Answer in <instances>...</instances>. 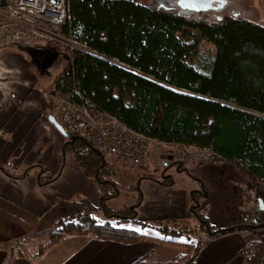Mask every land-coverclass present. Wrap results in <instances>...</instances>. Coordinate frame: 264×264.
<instances>
[{
  "label": "trees",
  "instance_id": "1",
  "mask_svg": "<svg viewBox=\"0 0 264 264\" xmlns=\"http://www.w3.org/2000/svg\"><path fill=\"white\" fill-rule=\"evenodd\" d=\"M159 1L72 0L70 20L54 30L90 53L69 51L54 89L93 116L115 118L158 144L207 150L206 161L234 166L258 207L238 227L210 231V236L245 230L246 243L254 248L241 253L244 264H264V209L259 208V202L264 207V25L240 15L184 12L176 0H166L168 6ZM203 43L214 46L215 53L200 58ZM82 143L86 147L75 148L70 156L104 192L105 185L113 184L106 178L114 177L113 168L102 165L92 147ZM63 144L65 156L69 143ZM75 205L78 213L54 223L46 246L72 235L124 244L147 239L178 244L101 223L95 214L147 225L133 216L118 218L89 201ZM199 249L198 244L187 264H194Z\"/></svg>",
  "mask_w": 264,
  "mask_h": 264
},
{
  "label": "crops",
  "instance_id": "2",
  "mask_svg": "<svg viewBox=\"0 0 264 264\" xmlns=\"http://www.w3.org/2000/svg\"><path fill=\"white\" fill-rule=\"evenodd\" d=\"M20 50L12 48L0 52V264H153L150 257L157 244H176L153 239L124 244L96 240L89 235H72L33 252L21 249L27 239H35L44 232L50 238L54 223L69 218L62 215L68 212L69 205L75 207L79 201H89L96 207L94 200L104 192L73 160L67 162L61 148L64 141L59 139L60 144L58 141L63 137L49 121L55 114L53 100L45 93L49 80L41 78L39 68L25 61L26 56ZM111 167L115 169L114 165ZM142 179L146 187L141 205L144 202H152L153 207L156 203L159 205L167 188L170 200L165 203L168 207L164 204L160 208L163 215L160 218L178 219L172 210L178 207L179 193L172 192L171 185ZM199 183L205 188V181L200 179ZM182 196L184 209L186 198ZM69 208L73 215L77 214ZM234 215V212L230 215L233 224L226 217L229 222L223 221L214 232L238 227L240 218ZM146 220L142 219L141 223ZM42 223L45 227L40 230ZM178 229H174L173 234L177 235ZM247 237L243 229L209 234L198 243L200 249L194 264H244L241 253L246 251Z\"/></svg>",
  "mask_w": 264,
  "mask_h": 264
},
{
  "label": "rangeland",
  "instance_id": "3",
  "mask_svg": "<svg viewBox=\"0 0 264 264\" xmlns=\"http://www.w3.org/2000/svg\"><path fill=\"white\" fill-rule=\"evenodd\" d=\"M226 1L227 3L222 9L217 12H210V16H213V18H221L239 14L242 18L252 23L261 22L264 24V0ZM159 3H163L166 6L169 5L166 0H160ZM71 50L79 51V49L74 48L71 44L64 41H52L47 45H38L20 50L26 56L27 60L25 61L32 62V66L39 68L42 75L41 78L49 80L46 81V84H48L45 93L49 100H53L52 104L54 105L66 100L54 89L53 82L60 75L66 58L68 57V52ZM214 53V46L203 43L199 57L202 58L203 56L213 55ZM59 139L68 143L65 138H58L59 144ZM150 144L151 153L146 171L125 166L112 158L110 154L103 152L105 163L110 162L115 168L113 170L114 177H106L113 184L105 185L104 195L94 200L95 208L99 209V206L103 205L101 210H106L108 213L127 216L131 210H135V213L139 214V216H136V220L141 223L142 219H147L144 221L147 225L142 227L139 223L121 221L116 218L106 219L102 214L98 213L95 214V217L101 223L108 221L116 227L133 230L137 233L150 235L155 238L178 242L176 245L157 244L150 258L154 260L153 264H173L174 262L176 264H187V262L191 261L198 243H202L207 238L210 230L212 232L216 231L218 226L224 223L223 221L229 220L233 224L234 220L230 216L232 212L237 216L239 215L240 222L242 220H248L250 217V209H256L258 204L255 201L254 192L252 190L250 191L247 187L246 179L228 162L203 160L204 162L198 163V161H193V163L189 164L192 174L186 175L185 172H177L184 168L181 165L183 163V156L185 155L183 153L185 152L183 147L158 144L154 141ZM63 145L61 147L62 149L65 147ZM66 146L68 153L65 156L68 163L72 161L70 153L75 148L86 147L81 140L76 141L74 145L68 144ZM186 152L193 156L195 154V151L190 149ZM162 156H171L173 159L168 161L161 159ZM64 160L65 157L61 161L60 169L63 167ZM165 162L174 168L169 175L170 177L160 178V171L163 165H167L164 164ZM58 174L60 175V172ZM142 177L156 182L158 181L159 184L164 181L166 182L164 184L165 186L171 185L170 189H172V192L179 193L177 195L179 199L176 197L178 207L172 210V212H176L175 217L178 219L166 220L160 218L162 215L160 208L170 200V193L167 188V192H165L163 198L161 197L159 205L157 203L155 204L156 208L150 205L152 202H144L141 205V199L146 187V181ZM198 179L205 181L204 189L200 186ZM182 195L186 198L187 207L184 209ZM152 196L155 195L152 194ZM196 204L199 207L193 211L191 208ZM69 207H72L74 214L78 213L79 210L76 205L75 207L69 205L68 212L63 213V216H74L72 210L71 212L69 211ZM165 207L168 206L165 204ZM226 217H228V220ZM44 227L45 224L42 223L40 230H43ZM178 228H180V231ZM174 229H178L175 231L177 235L173 234ZM47 236L46 232H44L35 239H27L26 244L21 246V249L32 252L37 249H42L49 242L50 238H47ZM248 237L246 240H250Z\"/></svg>",
  "mask_w": 264,
  "mask_h": 264
},
{
  "label": "built area",
  "instance_id": "4",
  "mask_svg": "<svg viewBox=\"0 0 264 264\" xmlns=\"http://www.w3.org/2000/svg\"><path fill=\"white\" fill-rule=\"evenodd\" d=\"M71 1L0 0V52L64 41L87 53L84 45L66 39L54 30L70 20ZM102 1L138 3L141 0ZM54 120L66 133L80 138L93 149L110 154L125 166L146 171L152 140L132 131L115 118L95 117L84 106L64 100L56 104ZM183 148V160L203 161L209 157L207 150ZM188 149L195 151L194 156L186 152ZM245 248L250 252L254 247L246 243Z\"/></svg>",
  "mask_w": 264,
  "mask_h": 264
},
{
  "label": "water",
  "instance_id": "5",
  "mask_svg": "<svg viewBox=\"0 0 264 264\" xmlns=\"http://www.w3.org/2000/svg\"><path fill=\"white\" fill-rule=\"evenodd\" d=\"M176 6L181 9L184 12H193V13H201V12H210V11H216L217 9H222L225 6V2L223 0H176ZM215 4H218V6H215ZM237 16V15H235ZM87 53H90L89 51ZM50 123L52 126L58 131V133L65 139L68 140L69 144H72L74 141H76L77 137L72 136L68 133H66L53 119V117L49 118ZM93 149V148H92ZM95 153H97L102 160V165L105 164L104 159L102 158V155L99 151L93 149ZM161 159H166L168 161H171L173 158L171 156L165 157L162 156ZM177 171V169H176ZM199 206L196 204L193 208L197 209ZM259 208L264 209L262 203L259 202ZM133 217H136V213H134Z\"/></svg>",
  "mask_w": 264,
  "mask_h": 264
},
{
  "label": "flooded vegetation",
  "instance_id": "6",
  "mask_svg": "<svg viewBox=\"0 0 264 264\" xmlns=\"http://www.w3.org/2000/svg\"><path fill=\"white\" fill-rule=\"evenodd\" d=\"M225 5H226V3H225ZM215 6H218V4H215ZM219 10H220V9H217L216 11H211V12H217V11H219ZM190 163H193V162H192V161L183 160V163H181V165H182L184 168H183L182 170L177 171V172H185L186 175H191V174H192V171H191V169L189 168V164H190ZM164 164H167V162H165ZM169 165H170V164L163 165V168H162L161 171H160V178H161V177H170L169 175H170V173L172 172V170H173L174 167H171V166H169ZM163 180H165V179H163ZM200 186L202 187V189H204L201 183H200ZM106 199H107V198H106ZM104 200H105V199H104ZM100 206H101V205H100ZM102 207H103V206H102ZM194 210H195V208L193 209V211H194ZM130 213H132L131 216H129ZM130 213L127 214V216L117 215V217H118V218H121V219H129L130 217H132V216L134 215L135 210H131ZM118 220H119V219H118Z\"/></svg>",
  "mask_w": 264,
  "mask_h": 264
}]
</instances>
